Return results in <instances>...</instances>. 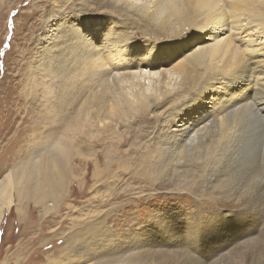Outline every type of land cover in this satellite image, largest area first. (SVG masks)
Listing matches in <instances>:
<instances>
[{
  "label": "rangeland",
  "instance_id": "obj_1",
  "mask_svg": "<svg viewBox=\"0 0 264 264\" xmlns=\"http://www.w3.org/2000/svg\"><path fill=\"white\" fill-rule=\"evenodd\" d=\"M112 1L0 0V180L10 175L14 182L12 206L0 223V264H206L210 252L226 264H264V209L248 201L205 204L201 195L216 199L213 186L220 182L207 176L221 166L216 152L201 150L202 169L198 164L188 173L182 147L163 143L171 136L170 119L184 118L175 109L169 114L171 103L140 119V143H123L116 151L111 143L92 149L82 143L80 154L77 143H51L48 123L70 113L75 100L66 96L91 80L92 62H82L87 38L102 44L105 34L118 42L125 35L126 47L165 48L155 57L164 67L213 43L193 35L169 45V36L157 35L165 33L164 16L138 13L149 0H124L131 7ZM220 4L234 6L230 0ZM258 40L252 46L260 52L251 59L264 66V38ZM234 41L246 45L241 37ZM203 94L196 101L205 97L202 104L210 106ZM181 100L174 102L183 111L194 105L189 97ZM208 138L200 145L219 143Z\"/></svg>",
  "mask_w": 264,
  "mask_h": 264
},
{
  "label": "bare ground",
  "instance_id": "obj_2",
  "mask_svg": "<svg viewBox=\"0 0 264 264\" xmlns=\"http://www.w3.org/2000/svg\"><path fill=\"white\" fill-rule=\"evenodd\" d=\"M230 1L234 2L230 10L224 8L220 0H149V3L140 5L138 13L143 16L159 20L164 16L163 21L168 22L163 25L165 33L157 35L169 36L167 44L181 41L182 36L186 39L193 35L213 42L199 45L170 64L171 67L155 62L156 52L160 55L165 48L158 49L151 44V48L136 44L126 47L125 35L118 42L105 34L102 44L87 38L90 47L82 55V62H92L89 77L90 81H97V85L91 86L93 83L90 81L81 82L66 96V99L72 97L75 100L70 104L72 111L61 115L59 120L53 118L54 121L47 122L53 127L51 143H77L79 154L85 147L82 143H89L91 149L97 143H111L112 151H116L123 143H140V119H145V113L171 103L169 114H173L175 109L179 115H184L181 121L185 122L182 123L179 117L170 119L167 131L171 136L163 138V143L176 142L182 147L188 173L198 164H203L206 154H200L201 150L212 155L216 152L214 157L222 167L214 176H207L206 180L217 177L220 182H215L213 186L214 190H218L215 191L216 199H210V193L201 195L207 201L205 204L248 201V206L264 209V66L255 64L251 59L252 54L260 52L252 46L253 42L264 38V0ZM112 2L113 5H133L124 0ZM174 15L178 17L173 18ZM143 29L147 31V27ZM243 34L252 39L246 42ZM117 35L121 33L117 32ZM255 36L256 40L253 39ZM236 37H241L242 44H246L243 48L234 41ZM144 50L147 54L140 53ZM134 52L140 54L139 58L137 53L131 57ZM173 84L180 86L174 90ZM92 87L100 89L92 92ZM171 91H174L172 96L169 95ZM88 92L89 97L78 106ZM201 93L209 96L205 102L211 103L210 106L202 104L205 97L200 102L193 101L192 98L198 99ZM210 93L213 96L210 97ZM176 96L180 100L182 96L184 99L189 97L194 105L183 111L175 105L179 100ZM65 103L68 101L65 100ZM194 113L197 114L192 115ZM217 114L221 115L220 125ZM207 135L210 141L217 138L219 143L200 145L199 142ZM192 175H189V181L194 180ZM13 189L11 176L4 175L0 180V223L4 213L12 206ZM204 258L206 264H226L219 254L210 252Z\"/></svg>",
  "mask_w": 264,
  "mask_h": 264
},
{
  "label": "snow or ice",
  "instance_id": "obj_3",
  "mask_svg": "<svg viewBox=\"0 0 264 264\" xmlns=\"http://www.w3.org/2000/svg\"><path fill=\"white\" fill-rule=\"evenodd\" d=\"M145 54H147V53L145 52ZM192 99H193V101H195L197 99V97H193ZM189 103H192V101H189Z\"/></svg>",
  "mask_w": 264,
  "mask_h": 264
}]
</instances>
